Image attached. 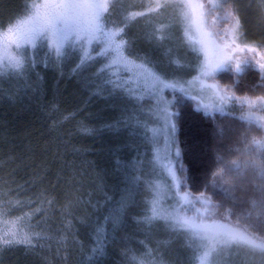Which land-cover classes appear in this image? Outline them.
Here are the masks:
<instances>
[{
    "label": "snow or ice",
    "instance_id": "1",
    "mask_svg": "<svg viewBox=\"0 0 264 264\" xmlns=\"http://www.w3.org/2000/svg\"><path fill=\"white\" fill-rule=\"evenodd\" d=\"M226 4L227 0H165L155 8L149 5L146 12H128L117 23L111 17L120 7L119 0H26L20 13L7 24L0 23V75L7 70L18 81V93H36L43 82L38 69L59 68L76 54L78 62L71 68L69 77L80 80L88 104L102 102L103 105L92 113L99 126L81 124L80 130L97 140L107 136L110 141H117L100 150L113 157V172L123 176L126 186L105 218L111 230H96L90 259L105 257L108 246L116 241L118 230L128 219L139 228L163 221L174 231L182 230L196 247V264H211L218 238L231 237L234 230L229 228V223L217 220L218 205L213 192L200 191L193 195L182 188L178 172L182 174L184 169L176 138L178 112L165 95L169 91L189 97L197 102V110H203L206 115L224 116L230 104L256 102L233 90H239L240 77L229 85H221L217 79L218 73H244L249 60L264 76V43L260 46L248 43L238 23L225 27L230 18ZM167 7L181 9L183 36L174 37L161 24L145 34L148 49L139 48L137 38L128 29L129 23ZM173 43L195 53L191 63L199 74L194 79H183L189 62L177 56ZM30 74L35 76V81ZM257 87L264 88V79ZM256 99L264 101V97ZM74 115L70 113L64 119ZM251 118L240 116L242 121ZM217 134L223 135L224 129L218 127ZM148 145L152 146L151 159H147ZM127 153L133 155L126 159ZM148 165L159 166L171 179L170 185L147 181L152 199L144 203V208L147 210L150 204V215L147 211L143 214L135 211L141 205L136 197L138 186L145 183L143 169ZM173 187L180 191L173 194L174 203L165 207L162 203L165 190ZM223 215L227 218L230 213ZM43 238L41 233L24 231L17 225L0 233V249L17 245L31 248L34 241ZM166 244L167 241L159 242L157 251L165 249ZM129 260L130 264H164L162 257H154L152 249L143 257L133 254Z\"/></svg>",
    "mask_w": 264,
    "mask_h": 264
},
{
    "label": "trees",
    "instance_id": "2",
    "mask_svg": "<svg viewBox=\"0 0 264 264\" xmlns=\"http://www.w3.org/2000/svg\"><path fill=\"white\" fill-rule=\"evenodd\" d=\"M76 62L73 54L59 68L38 69L43 76L40 92L29 91L20 98L16 97L18 92L13 95L18 81L3 83L0 212L3 210L5 217L27 224L30 231L45 237L39 241L50 252L46 258L40 256L45 260L43 264H122L124 259L119 251L129 245L122 236L126 234L133 239L139 229L131 219L118 230L116 241L108 246L102 260L90 259L96 230H111V225L105 223L111 210L108 196H102L99 190L100 171L107 166L102 164L100 149L104 145L80 130L81 124L97 125L92 113L98 111V106L94 102L88 104L89 98L80 80L69 77ZM218 79L223 85L238 81L239 90L233 89L237 95L264 97V88L257 87L264 76L257 68L247 67L240 74L224 72ZM176 109L185 184L192 194L211 193L209 181L218 160V127L239 131L258 123L242 121L240 116L231 113L206 115L186 98L178 100ZM70 113L75 115L64 119ZM220 207L230 213L231 220L264 237V211L240 208L235 203ZM15 261L32 263H28L25 254L16 256Z\"/></svg>",
    "mask_w": 264,
    "mask_h": 264
},
{
    "label": "rangeland",
    "instance_id": "3",
    "mask_svg": "<svg viewBox=\"0 0 264 264\" xmlns=\"http://www.w3.org/2000/svg\"><path fill=\"white\" fill-rule=\"evenodd\" d=\"M3 1L5 3H2ZM25 2L26 0H0V23L7 24L12 17L23 10ZM163 3H165V0H119L120 7L113 12L111 19L119 23L124 19L128 12H146L149 5L155 8L157 4ZM225 9L230 17L225 27H230L231 25L238 23L241 25V31L248 43L255 46H260L261 43H264V0H227ZM217 14L220 13H213V15ZM161 24L166 25V30L170 31L174 37L180 38L183 36V16L181 9L178 7L161 8L148 13L144 17H138L135 21L129 23L128 29L131 35L137 38V46L141 49L147 50L148 43L144 38L145 34ZM173 46L176 45L173 43ZM176 47L177 56L182 57L183 60L189 62L188 73L184 74L183 79H194L195 76L199 74L198 71L193 70V65L191 63L195 53H192L190 49L183 46ZM250 66L254 67L251 60H249L245 69ZM257 69L259 70L258 67ZM220 74L221 73L217 74V79ZM32 80L35 81V77L32 78ZM10 81L16 80L11 77V74L7 70H5L3 74L0 75V89L3 88V83L6 84V82L9 83ZM220 82L221 81H219V83ZM220 84L223 85L222 83ZM14 91L15 93L13 95L16 96V89ZM23 95L24 94L19 93L16 97L20 98ZM165 95L167 99L173 101V110L175 111H177L176 106L178 100L182 98L192 101L195 106L197 104L196 101L191 100L189 97H183L180 93L173 94L166 91ZM174 96L176 99H174ZM248 96L256 100V102L254 104H230L226 107V112L238 116H251L252 118L247 120L254 121L258 124H264V119H262L264 118V101L256 99L257 97L263 96ZM96 105L98 106V111L103 107L102 102H94V106ZM96 124L95 127H98V123ZM120 139L123 140L124 137H121ZM100 142L103 143L104 146H108L109 143L115 144L117 141H110L109 137L105 136ZM151 147V145H148L146 148L147 159H151ZM101 154L103 155L102 164L107 166L104 165L105 169L100 171L102 173L100 177V184L102 186L99 190H101L102 196L103 194L108 196L107 202L110 204V210H112V208L116 206L115 201L120 199L121 189H123L126 184L123 181L122 175L114 174L112 164L113 157L110 153L103 150L101 151ZM132 155V153H127L125 154V158H130ZM161 155H163V152H161ZM106 161H108V163H106ZM161 163H163V161H161ZM143 171L145 173V183L142 186H138L139 192L136 199L141 202V205L136 211L142 214L147 211V214L150 215V204L147 210L144 208V203L149 202L152 199L151 195H149L147 181L151 180L154 183H160L161 185H170L171 179L159 166L148 165ZM178 175L181 176L183 181V190L189 191L185 184L184 174L178 172ZM165 191L166 195L162 200V203L165 207H168L170 203H174L172 200L173 194L180 191V189L173 187L171 190L166 188ZM110 197L111 199H109ZM1 212L0 233L5 231L6 228H12L17 225H19L24 231L31 230L27 224H21L17 219L5 217V212L3 210ZM217 213V220L220 223H229V228L234 231L232 232L231 237L222 235L218 238V241L212 250L210 258L211 264H264V237L256 236L246 226L234 222L229 216L225 218L223 215L225 212L219 205ZM122 239L125 243L129 244L125 247L127 249L122 250L121 253L119 251L121 259H124L122 264H130L129 257L133 254L137 257H143L148 249L153 250L154 257H162L164 264H196L195 256L198 255V253L196 252V247L192 243L191 238L186 233H183L182 230L174 231L168 228L163 221H154L153 225H146L143 228H139L138 233H135L133 239L126 234H123ZM161 241H167V244L165 249L158 252L157 249L159 247V242ZM44 247H46V245H42L38 240L34 241L31 248L24 245H17L12 248L0 249V264H17L15 257L24 254L28 257V263L32 261L31 264H43L42 260L43 262L45 260H41L40 256L42 255V257L46 258V255L50 252V249Z\"/></svg>",
    "mask_w": 264,
    "mask_h": 264
},
{
    "label": "clouds",
    "instance_id": "4",
    "mask_svg": "<svg viewBox=\"0 0 264 264\" xmlns=\"http://www.w3.org/2000/svg\"><path fill=\"white\" fill-rule=\"evenodd\" d=\"M217 154L209 181L216 202L264 211V124L226 129L217 138Z\"/></svg>",
    "mask_w": 264,
    "mask_h": 264
}]
</instances>
